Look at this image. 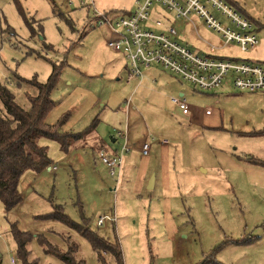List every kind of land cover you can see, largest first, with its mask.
Returning <instances> with one entry per match:
<instances>
[{"label": "rangeland", "instance_id": "rangeland-1", "mask_svg": "<svg viewBox=\"0 0 264 264\" xmlns=\"http://www.w3.org/2000/svg\"><path fill=\"white\" fill-rule=\"evenodd\" d=\"M134 1L0 0V85L7 83L16 101L28 105L26 87L16 83L17 76L46 82L54 65H60L51 92L56 105L47 123L67 117L60 130L74 133L96 124L95 136L72 140L66 153L56 140L41 139L54 164L24 173L19 206L6 211L0 201V264H11L12 257L22 264L12 223L44 234L63 250V236L70 234L79 244L80 258L101 264L79 233L57 221L36 219L58 204L73 220L86 221L107 240L120 242L125 264H198L217 249V260L224 264H264V91H240L226 82L229 91L214 96L161 68L147 70L154 78L146 76L136 88L137 81L127 79L124 54L108 45L113 31L95 23L98 12L124 16ZM227 1L254 19L260 44L250 51L230 44L218 54L264 65V0ZM160 14L168 13L163 9ZM198 24L200 35L219 42L218 34L201 20ZM175 25L194 50L207 51L192 24L176 20ZM181 92L189 115L172 101ZM207 109L220 112L221 118L210 119ZM109 112H118L116 123ZM113 128L125 132L130 151L122 153L125 138ZM144 142L158 147L155 153L151 149L150 167L160 164L162 144L168 146L173 176L169 188L139 185V167L146 162L141 155ZM101 149L111 156L114 149L122 153L119 179L111 176ZM100 215L117 219L98 226ZM28 248L38 264H66L46 255L36 237Z\"/></svg>", "mask_w": 264, "mask_h": 264}, {"label": "built area", "instance_id": "built-area-1", "mask_svg": "<svg viewBox=\"0 0 264 264\" xmlns=\"http://www.w3.org/2000/svg\"><path fill=\"white\" fill-rule=\"evenodd\" d=\"M135 6L131 13L113 18L98 12L95 21L113 31L109 46L124 53L129 81L142 78L145 68L159 64L202 92L217 90L226 82L240 91H264V65L218 54L220 48L230 44L236 43L244 51L256 50L260 44L253 21L227 0H137ZM163 9L167 16L160 14ZM172 19L192 24L207 43V51L200 53L182 42L176 25L171 24ZM198 20L220 36L219 42L213 43L200 35ZM150 24L159 30L149 27ZM172 101L182 113L189 114L184 95L174 96ZM149 149V143L145 142L143 154H148ZM128 150L124 145L122 153ZM122 153L110 156L100 151L111 175L121 167ZM107 221L115 222L116 215H100L97 225H105ZM11 264H18V260L12 257Z\"/></svg>", "mask_w": 264, "mask_h": 264}, {"label": "trees", "instance_id": "trees-1", "mask_svg": "<svg viewBox=\"0 0 264 264\" xmlns=\"http://www.w3.org/2000/svg\"><path fill=\"white\" fill-rule=\"evenodd\" d=\"M104 14L106 17L110 16V12ZM60 67L62 66L54 65L53 72L46 82L39 81L37 77L27 79L17 76L16 83L26 87L25 97L28 105L16 101V96L7 83L0 85V101L4 106L3 110H0V201L6 211L16 208L23 200L19 186L24 173L41 172L54 164L49 156V148L41 144L42 138L56 140L61 150L66 153L70 150L72 140H81L91 135L96 128V124H92L81 132H63L60 129L67 117L57 124L47 123L46 116L56 105L51 98V92L58 81ZM36 219L45 222L57 221L79 233L90 242L101 264H125L120 242L107 240L86 221L79 223L73 220L63 210L62 205H56L51 213L37 215ZM10 227L17 244L16 256L22 264L39 262L28 248L34 237L42 245L46 255L57 257L66 264H87L85 259L78 256L79 244L70 234L63 236L66 245L63 250L57 244L51 243L42 233L22 230L17 223H12ZM219 250L211 252L198 264H223L216 257Z\"/></svg>", "mask_w": 264, "mask_h": 264}, {"label": "crops", "instance_id": "crops-1", "mask_svg": "<svg viewBox=\"0 0 264 264\" xmlns=\"http://www.w3.org/2000/svg\"><path fill=\"white\" fill-rule=\"evenodd\" d=\"M136 1L137 0H135L134 1V7L133 8H131L130 9V11H128V12H126L125 14H128V13H131L134 9H135V3H136ZM231 1V0H230ZM229 2V1H228ZM235 7V6H234ZM236 8V7H235ZM112 12V11H111ZM111 12H110V14H111ZM159 12H163V11H159ZM116 14L114 13V17H117V16H115ZM154 17L155 16H157V13L155 14V15H153ZM163 16V15H162ZM248 18V17H247ZM250 19V18H249ZM171 21V20H170ZM175 23H176V20L175 21H171V24H174L175 25ZM177 23H178V21H177ZM185 23V22H184ZM186 25L188 24V23H185ZM190 25V24H189ZM149 27H152L153 29H158L159 30V28H155L152 24H150L149 25ZM111 29V28H110ZM165 28H163V30H164ZM112 31V30H111ZM112 33V32H111ZM195 34V33H194ZM196 35V34H195ZM179 36V39L182 41V42H184L185 44H187V45H189L192 49H193V47L191 46V45H193V44H191L190 42H188L187 41V38H186V36H185V38L186 39H184V37H183V35H178ZM197 36V35H196ZM112 38L110 39V40H112L113 38H114V35L113 36H111ZM198 37V36H197ZM200 40H202L201 38H199L198 37V39H197V41L199 42ZM202 41H204V40H202ZM205 42V41H204ZM109 43H110V41H109ZM109 43H108V45H109ZM109 47H111V46H109ZM112 48V47H111ZM115 50V49H114ZM194 50V49H193ZM195 51H198V52H200V53H204V51H202V50H200V49H195ZM122 53V52H121ZM124 54V53H123ZM124 57H125V55H124ZM125 60H126V57H125ZM127 63V62H126ZM125 63V64H126ZM125 68H126V65H125ZM163 69V70H165V71H167V72H169V73H171L170 71H168V70H166V69H164L161 65H159V64H156V65H152V66H149V67H147V68H145V72H144V75H143V77L142 78H140V79H134V80H136L137 81V84H136V88H138V87H140V86H142V80H143V78H145L146 76H147V79L148 80H150V79H152V78H154L153 77V75L151 74V75H148V74H146V71L148 70H158V69ZM127 69V68H126ZM147 71V72H148ZM161 71V70H160ZM149 73V72H148ZM172 74V73H171ZM128 75V74H127ZM154 80H156V79H153V81ZM228 86H230L231 88H233V89H235L234 87H233V85L231 84V83H228L227 84ZM226 84L224 85H222L219 89H217V90H214V91H205L206 93H211L212 95H214V96H219L220 95V97L224 94V90H226V91H229V90H227L228 89V86H227ZM195 88V87H194ZM196 90H198L197 88H195ZM198 91H200V90H198ZM201 93H205V92H202V91H200ZM134 93V91L131 93V94H133ZM250 93V92H249ZM181 95H184V97H185V94L183 93V92H181L180 93V96ZM221 101H222V99L221 100H218L217 101V104H220L221 103ZM207 110H209V109H207ZM207 110H206V113L208 114V116L209 115H211V118L210 119H212V120H218V119H220L221 118V113L220 112H218V111H216V112H207ZM110 113V112H109ZM117 113L118 112H112V113H110V114H108L109 116V118H110V121L112 122V121H115V123H116V121L118 120V115H117ZM189 114H190V112H189ZM189 114H187V115H189ZM206 119H208V117L206 118ZM206 121H208V120H206ZM120 124V126H122L123 124H124V122L123 121H120L119 122ZM115 127V126H114ZM120 129H123V128H125V124L123 125V128L122 127H119ZM114 129V128H113ZM114 131H116V134H118V132H121V135L119 134L118 136H120V137H124L125 138V143H123L124 145H126L127 147H129L127 144V140H128V137H127V135L125 134V132L123 131V130H118V129H114ZM92 136H95V133H93L92 134ZM117 137H115V136H112V141H117ZM145 143V142H144ZM124 145H123V147H124ZM136 145V143L135 142H133V146H135ZM144 145V144H143ZM123 147H122V149H123ZM153 146L152 145H150V149H149V152H148V154H143L142 152H141V155L144 157V159H145V161L146 162H144V164H143V166H141V167H139L140 168V170H139V172H138V175H137V177H138V182H139V185H142L143 183H144V185L145 184H148L149 183V179H152V177H154V183H153V187L151 188V189H161V190H164V189H167V188H169L170 187V185L172 184V181H173V176H172V174H171V170H172V161L170 160L172 157L170 156V154H169V149H168V146L165 144V143H163L162 144V146H161V149L159 148V151L161 150V154H158L159 155V157H160V159H159V161H160V164L158 165V166H152V167H150L151 166V164H152V161H151V158L152 157H150V152H152V150L154 149V153H155V151H156V149L158 148H153ZM143 149V148H142ZM152 149V150H151ZM101 150H104V149H101ZM113 150V149H112ZM131 150V147H129V150L128 151H130ZM105 151V150H104ZM127 151V152H128ZM106 153H107V151H105ZM112 152H114L113 154H115V153H121L120 152V150L119 149H114ZM111 156V155H110ZM123 157V156H122ZM140 161V160H139ZM142 161V160H141ZM140 161V162H141ZM123 163V162H122ZM146 163V164H145ZM121 169H122V165H121V167L116 171V173L115 174H113V175H117V177H118V179L120 178L119 176H120V173H121ZM110 174H111V171H110ZM113 175H111V176H113ZM118 179H117V181H118ZM149 185H150V183H149ZM113 190H116V187H114V189ZM116 219H117V217H116ZM209 256V255H208ZM208 256H206V257H208ZM206 257H204V259L206 258ZM219 261V260H218ZM220 262V261H219ZM222 263V262H221ZM224 264V263H223ZM226 264V263H225Z\"/></svg>", "mask_w": 264, "mask_h": 264}, {"label": "water", "instance_id": "water-1", "mask_svg": "<svg viewBox=\"0 0 264 264\" xmlns=\"http://www.w3.org/2000/svg\"><path fill=\"white\" fill-rule=\"evenodd\" d=\"M149 183H150L149 187L152 188L153 187V183H154V177H152V179L150 180Z\"/></svg>", "mask_w": 264, "mask_h": 264}]
</instances>
